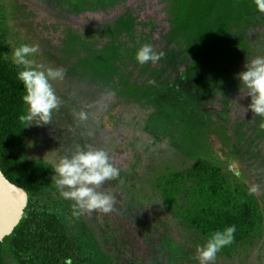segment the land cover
<instances>
[{"label": "rangeland", "instance_id": "rangeland-1", "mask_svg": "<svg viewBox=\"0 0 264 264\" xmlns=\"http://www.w3.org/2000/svg\"><path fill=\"white\" fill-rule=\"evenodd\" d=\"M101 2L0 0L9 58L22 44L35 45L28 59L65 72L52 82L61 107L48 125L25 127L24 150L52 168L76 145L108 153L119 173L101 190L115 197L114 211L81 215L100 263L198 264L196 248L207 239L166 208L157 178L207 159L245 182L264 212V119L233 100L235 74L264 57V14L253 0H146L116 20V6ZM162 24L166 50L151 36ZM145 44L163 58L139 64ZM238 103L247 107L250 98ZM81 110L90 115L78 126L73 113ZM54 175L48 190L58 196ZM5 258L17 264L8 250ZM213 264H264V226L255 241L231 256L218 252Z\"/></svg>", "mask_w": 264, "mask_h": 264}, {"label": "trees", "instance_id": "trees-1", "mask_svg": "<svg viewBox=\"0 0 264 264\" xmlns=\"http://www.w3.org/2000/svg\"><path fill=\"white\" fill-rule=\"evenodd\" d=\"M145 1L102 0L101 4L110 9L116 6L115 18L120 20L126 10ZM5 29L0 20V166L9 180L26 189L28 203L18 225L0 241V264H7L6 250L17 264H103L88 242L83 218L73 217L72 205L48 190L52 166L24 150L26 126L19 116L26 114L27 105L22 100L23 84L17 79L23 67L8 56ZM157 32L151 36L156 34L161 47L169 49L168 24ZM156 187L172 215L205 239L236 227L233 243L222 248L221 254L233 255L263 232L264 212L254 191L207 159L160 176Z\"/></svg>", "mask_w": 264, "mask_h": 264}, {"label": "clouds", "instance_id": "clouds-1", "mask_svg": "<svg viewBox=\"0 0 264 264\" xmlns=\"http://www.w3.org/2000/svg\"><path fill=\"white\" fill-rule=\"evenodd\" d=\"M256 11L264 14V0H253ZM35 45L22 44L12 53V62L23 66L18 72L17 79L22 82L25 94L23 103L27 105L26 114L19 116L25 126L48 125L52 119L53 111L59 110L62 100L56 95L52 82L62 80L65 72L61 68H44L36 65L28 57L38 53ZM164 56L157 52L151 44L143 45L136 53L135 59L141 64L157 63ZM35 65V66H34ZM245 71L235 74L239 81V97L233 99L244 113L249 110L252 116L264 119V57H257L245 64ZM250 98L247 107L238 103V100ZM89 113L81 110L74 112V119L79 126L89 120ZM264 129V123L259 125ZM55 175L52 181L60 197L70 200L72 216L79 218L84 214L98 212L109 214L114 211L115 197L101 190L103 185L118 177L119 170L114 166L108 153L102 148H95L91 144L76 145L69 155H62L53 165ZM236 227L229 226L223 231H216L208 238L203 246L196 248L195 259L198 264H213L217 253L234 241Z\"/></svg>", "mask_w": 264, "mask_h": 264}, {"label": "water", "instance_id": "water-1", "mask_svg": "<svg viewBox=\"0 0 264 264\" xmlns=\"http://www.w3.org/2000/svg\"><path fill=\"white\" fill-rule=\"evenodd\" d=\"M27 203L26 189L9 180L0 166V241L18 225Z\"/></svg>", "mask_w": 264, "mask_h": 264}]
</instances>
